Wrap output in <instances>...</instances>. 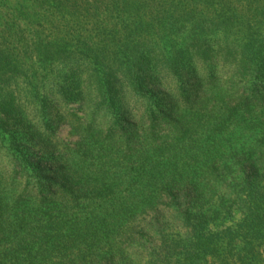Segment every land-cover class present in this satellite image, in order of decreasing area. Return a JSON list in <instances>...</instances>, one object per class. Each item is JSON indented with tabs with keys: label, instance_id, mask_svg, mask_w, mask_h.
I'll return each instance as SVG.
<instances>
[{
	"label": "trees",
	"instance_id": "obj_1",
	"mask_svg": "<svg viewBox=\"0 0 264 264\" xmlns=\"http://www.w3.org/2000/svg\"><path fill=\"white\" fill-rule=\"evenodd\" d=\"M0 4V149L12 162L0 264L261 261L262 185L226 179L222 159L230 97L254 98L230 86L264 82V0ZM69 104L80 140L34 186L48 176L20 141ZM237 203L256 212L251 238L241 224L213 229Z\"/></svg>",
	"mask_w": 264,
	"mask_h": 264
},
{
	"label": "rangeland",
	"instance_id": "obj_2",
	"mask_svg": "<svg viewBox=\"0 0 264 264\" xmlns=\"http://www.w3.org/2000/svg\"><path fill=\"white\" fill-rule=\"evenodd\" d=\"M0 8H3L2 4H0ZM233 86H243L254 98L248 97L244 103L235 107L234 104H236L237 101H235L234 97H230V126L228 127V129L230 128V160L227 161L222 159V165L225 170L224 172L230 170V175L226 176V179L230 178V181L242 176L252 177L253 179L256 178L257 181H260L262 187L259 188L258 192L254 195L255 198H262L261 195L264 193V105L258 107L255 105L256 102L254 99H260V97L264 95V82H259L255 86H250L246 83L234 81V84L230 87L232 88ZM241 93L242 92H240L239 95L243 97ZM206 97L204 99H207ZM60 103L62 105V102ZM219 103H221L220 98ZM64 107L65 105L61 107L62 111H65L61 112L59 117H56L54 114L49 115V117H44L46 119V124L40 126V136L35 133V135L29 134V136H33L32 139H28L29 136L26 137L25 135L20 141L21 145H19L18 148L25 152L24 155L31 159L32 163L37 164L38 162L40 168H42L38 171L48 176L36 178L32 175L31 182L34 186L39 184V180L43 178H47L44 179V182L49 183L50 178L53 177V175L48 174L52 172L50 168L51 163L55 164L59 158L62 159L67 157L69 153L66 149L75 146L80 140L79 121L76 118L77 110L75 109L77 106L75 104H69L66 109ZM78 115L81 114L78 112ZM99 120L100 118L98 115L97 122H99ZM26 126L27 124H25V129H27ZM5 128L8 132V130H15L16 126H5ZM35 128L32 126V131H34L33 129ZM51 145H55L56 149L51 147ZM11 164L12 162L5 150L0 149V195H8L11 192L10 182L2 179L5 172L10 173L9 169ZM229 166L230 168H228ZM24 184L25 181L22 179V187ZM30 188L33 189V187ZM35 190L36 188L33 189L32 192H36ZM248 191L249 188L244 189V192ZM238 204L239 203H237V206H233L234 209H232L233 212L230 215V221L226 219L219 222L213 229L221 230L225 228L226 225H230L234 230H238L241 224L244 226L245 230L248 231V237L251 238V228H253L255 224V213L260 212L264 220V207L257 209L256 212H252L247 205L243 207L242 204ZM260 237L261 238L257 242L261 243L262 259L258 264H264V229H262ZM210 256L211 252L207 250L202 254V257L206 259H209ZM208 264H210V262ZM212 264L217 263L213 262Z\"/></svg>",
	"mask_w": 264,
	"mask_h": 264
}]
</instances>
